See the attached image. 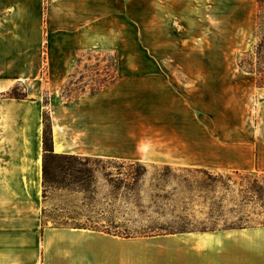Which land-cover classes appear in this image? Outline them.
I'll return each instance as SVG.
<instances>
[{
    "label": "crops",
    "instance_id": "crops-1",
    "mask_svg": "<svg viewBox=\"0 0 264 264\" xmlns=\"http://www.w3.org/2000/svg\"><path fill=\"white\" fill-rule=\"evenodd\" d=\"M199 3L206 14L197 17ZM255 6L0 0V264H264V225L140 239L47 225L42 214L45 108L56 153L264 173V82L225 50L231 10ZM101 51L118 55L116 80L67 101L63 87L84 53ZM19 83L25 97L5 96Z\"/></svg>",
    "mask_w": 264,
    "mask_h": 264
},
{
    "label": "rangeland",
    "instance_id": "rangeland-1",
    "mask_svg": "<svg viewBox=\"0 0 264 264\" xmlns=\"http://www.w3.org/2000/svg\"><path fill=\"white\" fill-rule=\"evenodd\" d=\"M245 2L248 4L250 0ZM197 7L198 12H193L194 16L206 14L202 12L201 3ZM244 9L245 13L232 9L228 23L225 24L230 38L225 50L231 55V63H238L245 51L253 54L251 57L256 62V45L261 40L264 43V0H256L255 11L248 7ZM213 11L216 30V27L223 25L221 20L216 19L221 16V10L214 8ZM210 12L207 11L208 15ZM201 31L199 27L198 32ZM113 57V53L104 51L84 53V59L75 71L73 80L78 82L82 76L89 75L86 90L100 86L106 74L104 67L112 63ZM261 60H264V47ZM254 74L256 78L261 76ZM83 86L82 82L70 86L66 95L79 93ZM25 94V86L19 83L15 90H10L5 96ZM80 158L83 159L55 158L50 163L57 180L65 179L70 183L75 181L71 173L76 177L81 176L87 182L88 191L79 182H71L70 185H66V182H53L49 184L44 197L42 181V214L47 225L73 226L89 220L105 222L110 219L118 222L121 231L129 227L127 230L130 232L142 231V226L150 223L169 225L173 232H180L182 228L264 225V197L255 201L249 197L243 199L244 193L239 192L240 183H246L249 179L245 174L224 172V179L228 181L230 178V188L218 186L215 192L207 190L201 194L198 190L189 192L186 185L193 184L196 187L206 177L204 173L161 164H130L113 159H84V156ZM135 175L137 180L132 179ZM215 198H223L222 210L212 211L215 210L212 205ZM140 237L143 236L134 238Z\"/></svg>",
    "mask_w": 264,
    "mask_h": 264
},
{
    "label": "trees",
    "instance_id": "trees-1",
    "mask_svg": "<svg viewBox=\"0 0 264 264\" xmlns=\"http://www.w3.org/2000/svg\"><path fill=\"white\" fill-rule=\"evenodd\" d=\"M260 1V0H258ZM264 47V43L261 40L257 45H256V50H255V56L257 59V61L255 62L253 60V58L251 56H253V54L248 53L247 51H245L241 57L239 58L238 64L240 66H242L245 70L252 72V73H256L261 74V76L257 77V79L259 81L264 82V60L262 59V50ZM247 56H250L251 58H248ZM80 60H82V58H80ZM117 68H118V55L114 54L113 57V61L111 64H106L104 69H105V77L103 79V81L101 82L100 86L98 87H92L90 88V91L86 90L87 86L84 85L82 90L75 94V95H66V90H70L71 88H69L70 86L76 84L77 82H75L73 80L74 76H75V71L73 73H71V77L69 79V81L65 84V86L63 87V94L66 97L67 101H70L73 97L77 96L78 94L82 93V92H89V94H95L98 92H101L102 90L106 89L110 84H112L116 78H117ZM16 86L14 88H12L11 90H15ZM26 94L24 96H20L18 95L17 97H25ZM48 98H45V105L48 104ZM44 133H43V148H44V153H43V185H44V197H46V193L48 190V186L49 184L53 183V182H60V183H64L66 182V185H70L73 182H79V184L83 187V189L85 191H88L87 185H86V181H84V178H82L81 176L76 177L75 175H73L71 173V175L75 178V181H71L70 183L65 181V179H61V180H57V177L54 173V171L52 170L51 167V161L55 158H62V159H83L80 158L82 156L79 155H74V154H66V153H56L53 150V141H52V128H51V115L50 112L48 110V108H45L44 111ZM90 157H84V159H87ZM115 160V159H113ZM120 161V160H118ZM121 163H139L138 161L136 162H127V161H121ZM81 171V170H80ZM188 171L190 172H199V173H204L205 174V178L201 181L198 182L196 184V187L193 184H188L186 185L187 190L189 192H191L192 190H198L199 192L204 193L207 190H210L212 192L216 191V187L218 186H224L225 188H230V184L228 183L229 180L227 181L226 179H224V174L223 172H213V171H209L207 169H188ZM217 173V174H215ZM232 173H242L245 174L247 178H249L246 183H240V188H239V192L244 193L243 194V199L249 197L252 200H256V199H262V197H264V173H249V172H241V171H233ZM132 179L137 180V176H132ZM74 180V179H73ZM81 181L83 183H81ZM185 181H187V177H185ZM123 182V181H122ZM189 183V182H188ZM124 184L127 185V183L124 182ZM127 187H129L127 185ZM245 197V198H244ZM217 200V201H216ZM212 205L215 206L214 209L212 211H219L222 210V208H224L223 205V198L221 199H217L215 198L212 201ZM143 207V204L141 205ZM43 213H45V211H43ZM220 215V214H219ZM46 224V222H44ZM65 224V222H64ZM56 226H59L56 224ZM74 227H84V228H89V229H93V230H99V231H105L108 233H112V234H116V235H121V236H151V235H158V234H165V233H173V231L171 230V228H169V225H163V224H146L142 226V231H136V232H130L129 227H126L125 231H121L120 226L118 225V222L115 220H106L105 222H102L100 220H96L94 222H92L91 220L86 221L84 223L78 224V225H73ZM248 226L246 224H237V225H233V226H226V228L228 227H245ZM128 229V230H127ZM203 229H215L213 227L211 228H203ZM187 230H191L190 228H182L179 231H187Z\"/></svg>",
    "mask_w": 264,
    "mask_h": 264
}]
</instances>
